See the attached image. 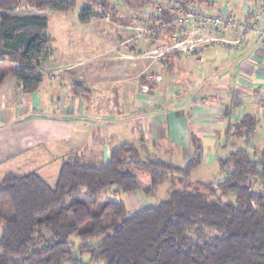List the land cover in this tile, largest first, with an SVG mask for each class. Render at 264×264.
Returning <instances> with one entry per match:
<instances>
[{
    "label": "trees",
    "instance_id": "16d2710c",
    "mask_svg": "<svg viewBox=\"0 0 264 264\" xmlns=\"http://www.w3.org/2000/svg\"><path fill=\"white\" fill-rule=\"evenodd\" d=\"M28 1L39 11L76 7L74 0ZM185 3L214 6L210 0ZM18 7V0H0V12ZM94 18L92 7L79 14L83 24ZM162 19L175 28L169 10ZM47 29L43 17L0 14V59L19 64L12 76L27 94L43 81L35 66L50 42ZM2 73L0 86L8 75ZM256 122L248 116L234 126V135H250ZM143 150L123 145L104 166L67 159L54 186L35 172L7 174L0 181V264H264V151L257 161L244 149L233 152L219 161L221 178L203 183L189 179L201 165L199 147L184 167L151 159L141 163ZM136 167L151 176L144 193L153 195L164 185L167 198L131 213L125 202L101 194L110 188L115 195L141 191L131 171ZM73 237L88 263L73 256Z\"/></svg>",
    "mask_w": 264,
    "mask_h": 264
},
{
    "label": "crops",
    "instance_id": "0c3cea01",
    "mask_svg": "<svg viewBox=\"0 0 264 264\" xmlns=\"http://www.w3.org/2000/svg\"><path fill=\"white\" fill-rule=\"evenodd\" d=\"M223 6L221 1L209 10ZM229 6L244 19L245 10L255 7L252 1ZM260 26H264V13ZM174 54L157 60L160 73H155L153 82L120 79L114 90L102 93H77L44 79L34 93L27 94L12 75L7 76L0 86V169L6 166L0 181L9 173L34 172L40 163L46 164L47 156L59 161L60 167L70 158L104 166L111 153L126 144L144 147L141 163L151 159L181 167L199 147L201 165L191 176L202 170L196 180L190 176L194 182H216L221 178L219 161L239 149L246 150L253 161L260 159L264 151V39L250 33L239 43L238 35L226 30L197 52ZM96 96L101 99L100 109L93 99ZM248 116L257 121L254 131L234 135V126ZM14 161H19L17 167L11 166ZM214 164L219 168L215 176L209 170ZM26 165L29 171L23 175L13 170ZM124 195L129 212L132 200L147 203L138 191Z\"/></svg>",
    "mask_w": 264,
    "mask_h": 264
},
{
    "label": "rangeland",
    "instance_id": "374dc122",
    "mask_svg": "<svg viewBox=\"0 0 264 264\" xmlns=\"http://www.w3.org/2000/svg\"><path fill=\"white\" fill-rule=\"evenodd\" d=\"M18 1V8L3 10L0 14L8 17L39 16L48 20L47 36L50 42L38 63L39 67L35 66L36 72L43 76V80L47 79L62 89L72 87L77 93L86 90L98 93L106 92L107 89L114 90L120 79H130V77L140 79V84L151 83L156 77L155 73H160L156 66L159 58L168 53L183 54L187 51L186 48L193 45L199 49L197 46L202 47L205 44L198 43L208 41L206 37L197 35L192 28H189V31H193L190 33L191 39L186 36L179 38L180 27L176 29L170 24L166 25L162 18L157 19L156 8L165 0H149V2L146 0H107L108 2L106 0L105 2L75 0L76 7L67 12L39 11L28 0ZM103 4L109 7L103 9ZM83 7H92L95 12V18L86 24L79 21V14ZM167 27H170L171 31ZM178 44L182 45L175 49L174 46ZM197 49L194 52H197ZM18 66L19 64L11 63L7 59L0 60V72L8 74L7 76L12 75V69ZM93 99L100 109L101 99L97 96ZM205 145L208 144L205 143ZM49 159L50 157L47 156L46 164L40 163L32 171L39 173L47 183L54 186L59 175L60 163ZM18 164L19 161H14L11 166L17 167ZM179 164L184 165L183 162ZM5 168L6 166L0 169V173ZM28 168L29 165L18 170L12 169L17 171V174L23 175L29 171ZM200 170L202 168L191 176V180L198 178L197 174ZM209 170L214 176L219 173L217 164ZM131 171L141 186V191L138 193L147 201L145 203L138 199L132 200L130 205L133 206L131 208L134 212L143 208L145 204L156 205L167 198L164 185L153 195L144 193L150 187L147 170L136 167ZM113 191L114 189L110 188L103 192L101 197L116 201H124L127 197L124 194L115 195ZM212 233L209 232L208 236ZM44 235L46 239L50 238L48 232L44 231ZM71 241L74 244L73 256L81 258L83 263H88L89 255H81L78 250L80 245L78 237H73Z\"/></svg>",
    "mask_w": 264,
    "mask_h": 264
},
{
    "label": "built area",
    "instance_id": "2783aa9c",
    "mask_svg": "<svg viewBox=\"0 0 264 264\" xmlns=\"http://www.w3.org/2000/svg\"><path fill=\"white\" fill-rule=\"evenodd\" d=\"M185 1L186 0H165L163 4L158 5L156 8L157 19L163 18L165 11H170L171 16L175 20L176 29L180 27L178 30L181 32H179V38L186 36L188 39H191L190 33L195 31L197 35H202L208 40L198 43L202 45L212 41L214 36L223 31L230 30L238 35L239 43L250 33H255L260 39H264V26H260L264 13V0H211V2L218 6L221 4V1H223L224 4L223 7L216 8L214 12L206 8L194 6L193 4H186ZM251 1L254 2L255 7L253 9L247 8V11L245 10L248 19L239 18L229 6L231 4L246 6ZM189 28H192L193 31H189ZM182 44H178L174 46V48L177 49V47H180ZM193 46L186 48L187 51H185V53H194V50L197 48ZM175 52H177V50Z\"/></svg>",
    "mask_w": 264,
    "mask_h": 264
},
{
    "label": "water",
    "instance_id": "95a60500",
    "mask_svg": "<svg viewBox=\"0 0 264 264\" xmlns=\"http://www.w3.org/2000/svg\"><path fill=\"white\" fill-rule=\"evenodd\" d=\"M255 182H256V180H255Z\"/></svg>",
    "mask_w": 264,
    "mask_h": 264
}]
</instances>
